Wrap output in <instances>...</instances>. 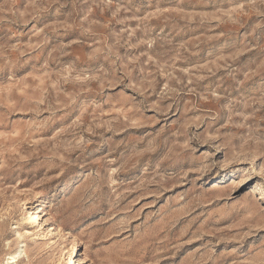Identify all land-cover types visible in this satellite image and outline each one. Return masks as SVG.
<instances>
[{"label": "rangeland", "instance_id": "rangeland-1", "mask_svg": "<svg viewBox=\"0 0 264 264\" xmlns=\"http://www.w3.org/2000/svg\"><path fill=\"white\" fill-rule=\"evenodd\" d=\"M12 256L264 264V0H0Z\"/></svg>", "mask_w": 264, "mask_h": 264}, {"label": "bare ground", "instance_id": "bare-ground-1", "mask_svg": "<svg viewBox=\"0 0 264 264\" xmlns=\"http://www.w3.org/2000/svg\"><path fill=\"white\" fill-rule=\"evenodd\" d=\"M37 216L35 215V214H33V215H31L30 216V218H29V220L31 221V222H35L36 220H37ZM15 256H12V257H10L9 258V263L8 264H14V262H15ZM72 263V262H71Z\"/></svg>", "mask_w": 264, "mask_h": 264}]
</instances>
